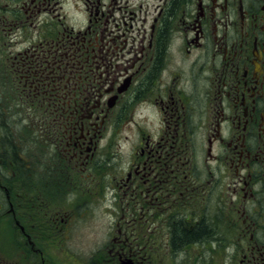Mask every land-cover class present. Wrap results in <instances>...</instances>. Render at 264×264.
<instances>
[{
  "label": "flooded vegetation",
  "instance_id": "flooded-vegetation-1",
  "mask_svg": "<svg viewBox=\"0 0 264 264\" xmlns=\"http://www.w3.org/2000/svg\"><path fill=\"white\" fill-rule=\"evenodd\" d=\"M0 52V264H264V0H0ZM76 202L110 231L60 260Z\"/></svg>",
  "mask_w": 264,
  "mask_h": 264
},
{
  "label": "rangeland",
  "instance_id": "rangeland-1",
  "mask_svg": "<svg viewBox=\"0 0 264 264\" xmlns=\"http://www.w3.org/2000/svg\"><path fill=\"white\" fill-rule=\"evenodd\" d=\"M73 14H75L76 17L78 16V18L72 19L71 23L73 25H78L79 20L82 17V14H80L79 12H74ZM173 44H174V49L172 52L173 55L172 65L174 64L175 59H181L182 69L188 70L189 69L188 59L183 55H180L176 51L179 46V42H173ZM15 62H16L15 59L10 61L8 60L7 64L9 65L11 64L13 66ZM0 63L1 65L3 64V58H1V56H0ZM2 95L3 97L5 96L3 88H2ZM135 119L137 121L134 122L132 125H125L124 127H122L118 132V137H116L114 140L116 143H119L118 150L120 157L123 156L124 158H126L127 157L126 154L128 155V153L132 150V147L135 145L136 141L132 139L134 130H139L140 132L143 133H150L151 131L152 120L148 110L140 109V112L135 116ZM141 136H146V135L143 134ZM26 139L29 141V138L27 136ZM137 140L138 142L142 141V139H140V136L137 138ZM32 166H34V164ZM33 169L34 171H32L31 175H34V172L37 175L40 174L37 173V171H35V168ZM27 181L31 182L32 179L28 178ZM64 196L65 195L63 193L60 194L59 196L60 197L59 206L61 210L68 208L66 203H62ZM80 205L82 206L80 207ZM27 207L28 206H25V208ZM81 208H83V202H80L79 204L76 202L74 205L73 212L77 215L72 226H71V221L68 222V220L66 221L59 220V222L57 221L54 222V227H51V229H47L45 223L40 220L42 231L38 229V232H34V233L38 234L39 237H43L44 240L49 241L48 244L50 250L48 253H50V255H52L53 257H58L60 260L63 259V257L68 259L71 257L72 254L78 261L85 260L86 257L91 254V249L95 245V242H102L105 239L104 238L105 233L107 234L110 231V230L107 231L106 218H104L101 214V212H103L102 203L88 206L87 209L89 213L85 217L80 214L83 213L80 211ZM25 220H28L26 224L28 225V228L31 230L33 228L31 226V224H33L32 223L33 220L30 217H28ZM37 223L38 222L34 224ZM38 241H40L39 238ZM100 244L96 246H99ZM68 263L71 264V261Z\"/></svg>",
  "mask_w": 264,
  "mask_h": 264
},
{
  "label": "trees",
  "instance_id": "trees-1",
  "mask_svg": "<svg viewBox=\"0 0 264 264\" xmlns=\"http://www.w3.org/2000/svg\"><path fill=\"white\" fill-rule=\"evenodd\" d=\"M206 228L203 224H199L198 226L193 227L192 230L183 229L182 233L178 228L176 231V235H174V241L176 244L185 241L191 240L197 237H206L207 235Z\"/></svg>",
  "mask_w": 264,
  "mask_h": 264
}]
</instances>
